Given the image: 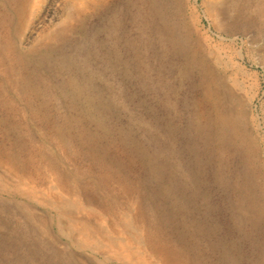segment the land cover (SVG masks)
<instances>
[{
  "label": "rangeland",
  "instance_id": "1",
  "mask_svg": "<svg viewBox=\"0 0 264 264\" xmlns=\"http://www.w3.org/2000/svg\"><path fill=\"white\" fill-rule=\"evenodd\" d=\"M232 1L142 34L134 0H0V264H264V0Z\"/></svg>",
  "mask_w": 264,
  "mask_h": 264
},
{
  "label": "bare ground",
  "instance_id": "2",
  "mask_svg": "<svg viewBox=\"0 0 264 264\" xmlns=\"http://www.w3.org/2000/svg\"><path fill=\"white\" fill-rule=\"evenodd\" d=\"M134 4H137V10H138V24L141 33L143 34V26L144 22L146 21L147 18V11H146V6H147V0H134ZM199 0H195V2H198ZM133 4V5H134ZM201 7L204 12L203 16L206 18L209 22H216L217 19L222 18L224 15H226L233 7V1L232 0H203ZM258 7H260L258 5ZM257 10H260L259 8ZM155 12L149 13L153 14ZM261 16V13L258 14ZM212 27V25H211ZM187 67H189V62L187 63ZM236 69H238L240 72L242 71L241 68H239L237 65H235ZM207 83L205 81L201 82V86L205 87ZM220 123L223 127L226 125L228 126V122L226 120L222 119L220 117Z\"/></svg>",
  "mask_w": 264,
  "mask_h": 264
}]
</instances>
